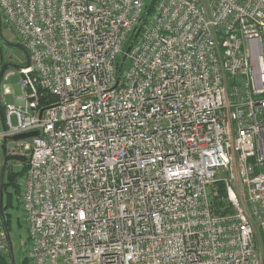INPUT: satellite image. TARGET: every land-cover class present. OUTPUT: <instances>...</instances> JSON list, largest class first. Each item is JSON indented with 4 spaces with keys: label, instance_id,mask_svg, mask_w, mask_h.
I'll return each instance as SVG.
<instances>
[{
    "label": "built area",
    "instance_id": "2783aa9c",
    "mask_svg": "<svg viewBox=\"0 0 264 264\" xmlns=\"http://www.w3.org/2000/svg\"><path fill=\"white\" fill-rule=\"evenodd\" d=\"M149 2L0 0L28 264H264V0Z\"/></svg>",
    "mask_w": 264,
    "mask_h": 264
},
{
    "label": "rangeland",
    "instance_id": "374dc122",
    "mask_svg": "<svg viewBox=\"0 0 264 264\" xmlns=\"http://www.w3.org/2000/svg\"><path fill=\"white\" fill-rule=\"evenodd\" d=\"M3 25H4L3 28L4 38L9 42L18 44L19 40L16 38L14 33L6 27L5 23H3ZM2 44L3 42L2 40H0V45ZM4 48H5V59L7 62L11 63L12 65H16L17 67L23 66L26 63V56L23 52L7 46H5ZM17 67H10L3 77L1 83V89H0V96L3 104L4 103L14 104L15 99L23 95V91L20 86V83L22 81V75L20 73V69H18ZM4 85H7L6 87L10 86L12 88L13 90L12 95L2 94L3 93L2 87ZM3 168H6L8 171L11 172H18L21 169V164L19 162H9L6 165H4V156L2 154V151L0 150V171ZM1 189L3 191L2 184L0 186V214H3L2 212L3 210H5L6 207L7 196L9 193H12L13 189L12 188H9V190L5 189V193L4 191L2 192L3 197H1ZM20 191H21V186H20ZM20 197H21V193L20 195L14 198L15 201L14 207L12 209H9L7 212L12 216V229L10 232V236L13 243V253H14L13 259L16 264H23V261L27 259L26 258L27 257L26 256L27 224L25 222V216L23 214V211L21 209H16L17 207H19Z\"/></svg>",
    "mask_w": 264,
    "mask_h": 264
},
{
    "label": "trees",
    "instance_id": "16d2710c",
    "mask_svg": "<svg viewBox=\"0 0 264 264\" xmlns=\"http://www.w3.org/2000/svg\"><path fill=\"white\" fill-rule=\"evenodd\" d=\"M156 2H157V0H150L149 5L147 7V15H150L152 13ZM3 28H4V25H3ZM134 37H135V35L134 36L132 35L129 38V40H128L127 44H126V47H125L126 50H127V48H129L132 45ZM1 46H5V45L2 44ZM2 64H9V62L6 61L5 57H4V61H3V63H1V65ZM122 69H123V67H122ZM28 162H29V159H28ZM28 162L20 163L21 164V169L18 172H11V171H8L6 168L1 169V171H0V186L2 184L4 193H5V189H7V190H9V188L13 189L12 193H9L8 196H7L6 207H5V210H3V212H2L3 213L2 216H4L5 223H6V226H7L8 230H9V232H11V229H12V216L9 213H7V212H8L9 209H12L14 207V202H15L14 198L16 196L20 195V193H21L19 181H20L21 177L27 171ZM224 196L225 195L222 192L221 198H224ZM226 203H227L226 200L222 201V199H221V201L219 202V205L221 204L220 206H222V205L224 206V205H226ZM16 209H20V206L17 207ZM229 211H230V209L227 208V210L223 211V212L226 213V212H229ZM26 244L28 245V236H27ZM12 259H13V257H12ZM8 261L9 260L7 258H5V257L0 255V264H10ZM13 264H16L15 261H14ZM23 264H28L27 259H25L23 261Z\"/></svg>",
    "mask_w": 264,
    "mask_h": 264
},
{
    "label": "water",
    "instance_id": "95a60500",
    "mask_svg": "<svg viewBox=\"0 0 264 264\" xmlns=\"http://www.w3.org/2000/svg\"><path fill=\"white\" fill-rule=\"evenodd\" d=\"M137 36H138V33L135 35L133 42L135 41ZM0 40H2V42H3V44L5 46L10 47V48L19 49L26 56V64L23 65V66L17 67L16 65H12L11 63L2 64L1 65V67H0V88H1V83H2L3 77H4L5 73L8 71V69L10 67H17L18 69L29 68L30 67V56H29L28 52L26 51V49L21 44H19V43L16 44V43L9 42V41H7L4 38V36H3V21H2L1 10H0ZM131 46L127 49V53H129V51L131 50ZM125 59H126V57H125ZM3 61H4L3 46H1L0 47V63H3ZM42 113H43V111H42ZM0 119H1L3 127L5 129V123H4L5 118H4V111H3V107H2V103H1V96H0ZM38 136H39V132L35 131V132H29V133H23V134L15 135V136L11 137L10 139H5L3 144H2V146H1V151H2V154L4 156V165H6L9 162H19V163L28 162V157H26L24 155H12V154H9L8 147H7L8 142L16 143V142H19V141L29 140V139H31L33 137H38ZM2 192L3 191L1 189V197H3V193Z\"/></svg>",
    "mask_w": 264,
    "mask_h": 264
},
{
    "label": "flooded vegetation",
    "instance_id": "af4514ba",
    "mask_svg": "<svg viewBox=\"0 0 264 264\" xmlns=\"http://www.w3.org/2000/svg\"><path fill=\"white\" fill-rule=\"evenodd\" d=\"M5 46H3V55H4V57H5V48H4ZM13 49H16V48H13ZM17 50H19V49H17Z\"/></svg>",
    "mask_w": 264,
    "mask_h": 264
}]
</instances>
